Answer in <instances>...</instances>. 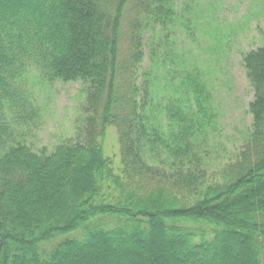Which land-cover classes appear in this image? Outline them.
Wrapping results in <instances>:
<instances>
[{"label": "trees", "instance_id": "trees-1", "mask_svg": "<svg viewBox=\"0 0 264 264\" xmlns=\"http://www.w3.org/2000/svg\"><path fill=\"white\" fill-rule=\"evenodd\" d=\"M130 1L0 0V264H264V41L244 57L252 129L212 178L209 82L158 49L142 68L143 28L175 34L176 0H136L122 60ZM32 71L85 84L77 141L36 150L17 135Z\"/></svg>", "mask_w": 264, "mask_h": 264}, {"label": "rangeland", "instance_id": "rangeland-1", "mask_svg": "<svg viewBox=\"0 0 264 264\" xmlns=\"http://www.w3.org/2000/svg\"><path fill=\"white\" fill-rule=\"evenodd\" d=\"M135 4L136 0L130 1L123 22L122 60L131 43ZM176 6L181 17L172 36L165 37L157 26H144L147 29L143 28L142 68L152 64L151 52L158 49L167 56L168 67L178 73L184 68L201 71L209 82L216 123L205 149L209 175L218 179L225 165L236 160L252 129L249 107L255 92L244 57L264 41V0H176ZM174 62L177 64H171ZM84 85L81 81L62 80L49 84L32 71L25 87L34 113L28 122L15 129L17 135L36 150L44 147L54 150L60 143L77 141L83 128ZM168 89L166 94L171 91ZM3 107L4 104L0 109L4 115L11 118L8 108ZM105 148L107 153L119 157L115 129H109Z\"/></svg>", "mask_w": 264, "mask_h": 264}]
</instances>
